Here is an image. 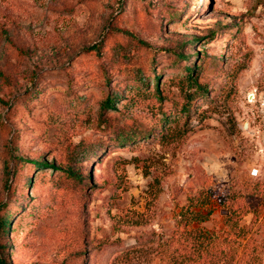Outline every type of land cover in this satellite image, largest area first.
Instances as JSON below:
<instances>
[{"label": "rangeland", "instance_id": "rangeland-1", "mask_svg": "<svg viewBox=\"0 0 264 264\" xmlns=\"http://www.w3.org/2000/svg\"><path fill=\"white\" fill-rule=\"evenodd\" d=\"M0 99L6 264H264V0H0Z\"/></svg>", "mask_w": 264, "mask_h": 264}, {"label": "trees", "instance_id": "trees-1", "mask_svg": "<svg viewBox=\"0 0 264 264\" xmlns=\"http://www.w3.org/2000/svg\"><path fill=\"white\" fill-rule=\"evenodd\" d=\"M170 14H173V12L171 11ZM181 59H182V56H179L177 59H173V65H176V66L179 65ZM187 59H188V61H190L191 58H187ZM148 71H149V69H144L141 66H138L137 70L133 74V76H134L133 82H137V85L141 83L142 86L146 85V87H147V83L151 81L150 76L146 74V73H148ZM198 72H197V66H195V64L193 63V64L188 65L186 67L185 76L183 78V81H184L185 84L190 85L191 88H195V92L194 93H196V92L197 93H201L202 91L203 92L206 91L204 89V86L198 83L199 82L198 81V74H197ZM153 74L155 75L154 81L156 82V85H157V90L156 91H157V93H160L159 86H158L159 77H158V75L156 74L155 71L153 72ZM106 83L108 84L109 80H107ZM116 97L117 96L115 94L114 95L112 94L111 96H108L107 99L105 100V102L103 103V108L104 109H111L112 105L116 101ZM194 99H195L194 96L189 97L188 101L185 103V106H184L183 110L189 111L190 110V106L194 102ZM83 101H84L83 98L76 96L74 98V100H72L71 104L75 103L77 105H82ZM0 102H3V100L0 99ZM129 136L130 135H127L125 137V139L129 138ZM17 160L20 161L19 158ZM33 165L38 167V166H44V165L46 166L47 164L42 163V162L41 163L33 162ZM52 168L54 170L57 169L54 165L52 166ZM61 172H62L61 177L62 176L64 177V175H65V177L66 176H68V177L70 176V177L74 178L75 181L77 182L75 184L76 186L80 185V182H81V180L83 178V176L81 174H79V175L74 174L71 168L67 169L66 172H65V170L62 169ZM2 211H3V213L0 216V238L7 237L8 233H9L10 224L12 222V218H13V215H14V213L11 212V210H9L7 207H4L2 209ZM192 215H194L192 220L197 221L199 223H202V222L206 221L211 216V212H209L208 215H203L201 213L192 212ZM201 247L202 246H200V248ZM201 251H203V249H199V253ZM199 255H202V254H199ZM0 264H6V263L0 258Z\"/></svg>", "mask_w": 264, "mask_h": 264}, {"label": "built area", "instance_id": "built-area-1", "mask_svg": "<svg viewBox=\"0 0 264 264\" xmlns=\"http://www.w3.org/2000/svg\"><path fill=\"white\" fill-rule=\"evenodd\" d=\"M263 105H264V104H263ZM262 122H263L262 138H263V141H264V114H263V116H262ZM258 174H259V170L254 169L253 172H252V176H253V177H256V176H258Z\"/></svg>", "mask_w": 264, "mask_h": 264}]
</instances>
